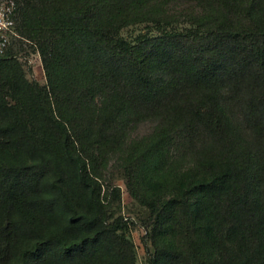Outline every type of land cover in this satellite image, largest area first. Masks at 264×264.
I'll use <instances>...</instances> for the list:
<instances>
[{
    "label": "trees",
    "instance_id": "trees-1",
    "mask_svg": "<svg viewBox=\"0 0 264 264\" xmlns=\"http://www.w3.org/2000/svg\"><path fill=\"white\" fill-rule=\"evenodd\" d=\"M13 1L0 264H136L120 189L104 186L112 155L147 210L148 264H264V0L182 14L169 0ZM25 42L45 86L26 77ZM145 119L153 131L127 143Z\"/></svg>",
    "mask_w": 264,
    "mask_h": 264
},
{
    "label": "rangeland",
    "instance_id": "rangeland-1",
    "mask_svg": "<svg viewBox=\"0 0 264 264\" xmlns=\"http://www.w3.org/2000/svg\"><path fill=\"white\" fill-rule=\"evenodd\" d=\"M194 3L195 2H189L188 0H169L167 6L171 11L182 14L187 9H194ZM137 30L138 29H130L125 34L133 35ZM16 50H18L17 56L19 61L23 65V69L26 73L27 79L29 81L36 82L41 86H45L46 78L41 59L35 52L33 46L25 42L20 47H16ZM154 126L155 122L151 119L134 122L127 133L126 142L130 143L149 135L153 131ZM171 156L173 157V160L178 159L180 162H184V165H188L189 163L188 156H186L185 154L183 155L181 145H178L172 149ZM120 164L121 160H119L118 155L110 156L105 173L106 182L104 186L110 185L112 188L118 187L120 189L121 200L118 209H116V212L118 215L123 217L124 221H127L129 224V236L134 244L136 264H148L147 248L150 249V244L146 238L147 210L141 207L129 195L123 171L120 168Z\"/></svg>",
    "mask_w": 264,
    "mask_h": 264
},
{
    "label": "built area",
    "instance_id": "built-area-1",
    "mask_svg": "<svg viewBox=\"0 0 264 264\" xmlns=\"http://www.w3.org/2000/svg\"><path fill=\"white\" fill-rule=\"evenodd\" d=\"M15 3L13 0H0V55L18 38L15 31Z\"/></svg>",
    "mask_w": 264,
    "mask_h": 264
}]
</instances>
